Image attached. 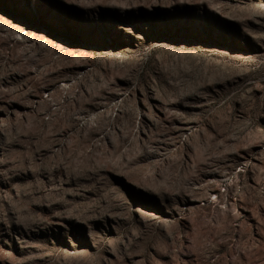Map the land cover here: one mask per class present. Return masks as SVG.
Here are the masks:
<instances>
[{"label":"rangeland","instance_id":"374dc122","mask_svg":"<svg viewBox=\"0 0 264 264\" xmlns=\"http://www.w3.org/2000/svg\"><path fill=\"white\" fill-rule=\"evenodd\" d=\"M0 264H264V0H0Z\"/></svg>","mask_w":264,"mask_h":264}]
</instances>
